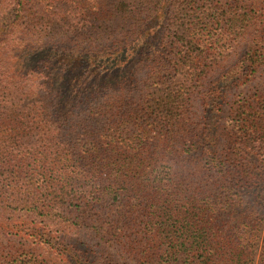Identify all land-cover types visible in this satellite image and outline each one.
<instances>
[{
  "label": "trees",
  "instance_id": "obj_1",
  "mask_svg": "<svg viewBox=\"0 0 264 264\" xmlns=\"http://www.w3.org/2000/svg\"><path fill=\"white\" fill-rule=\"evenodd\" d=\"M9 12L0 264H264V0H0Z\"/></svg>",
  "mask_w": 264,
  "mask_h": 264
},
{
  "label": "rangeland",
  "instance_id": "obj_2",
  "mask_svg": "<svg viewBox=\"0 0 264 264\" xmlns=\"http://www.w3.org/2000/svg\"><path fill=\"white\" fill-rule=\"evenodd\" d=\"M13 15H14L13 12L7 13L6 16L4 17V19H2L0 21V26L7 25L11 21ZM147 63H148L147 56L141 54V55L135 56L132 59H130L129 64L127 66H125L124 68L122 67L118 70L111 71L105 77L99 78V79L94 80V81H88L86 79H85V81H83L81 74H78V81L76 82V87L80 86L82 88L86 87L89 89V88H95L98 86H102V85L112 83L113 81L118 80V79L122 78L123 76L128 75L129 73H131L135 70L139 71L141 69V67ZM263 80H264V73H262L261 76L256 81V86L260 87L263 83Z\"/></svg>",
  "mask_w": 264,
  "mask_h": 264
}]
</instances>
